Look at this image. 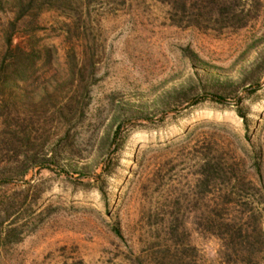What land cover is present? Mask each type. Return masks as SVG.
<instances>
[{"label": "rangeland", "instance_id": "obj_1", "mask_svg": "<svg viewBox=\"0 0 264 264\" xmlns=\"http://www.w3.org/2000/svg\"><path fill=\"white\" fill-rule=\"evenodd\" d=\"M180 1L0 0V68L37 50L0 94V264H247L223 223L264 227V0Z\"/></svg>", "mask_w": 264, "mask_h": 264}, {"label": "trees", "instance_id": "obj_2", "mask_svg": "<svg viewBox=\"0 0 264 264\" xmlns=\"http://www.w3.org/2000/svg\"><path fill=\"white\" fill-rule=\"evenodd\" d=\"M191 0H181L180 4L185 6L187 3L190 4ZM195 6L199 9L201 8V3H204L209 6H214L217 15L223 16L228 14L229 9H226V4L229 3V0H194ZM229 5V4H228ZM230 7V6H229ZM10 36H7V52L10 53L8 63L4 67L0 68V94H3V88L8 86L14 79H19L21 74H26L29 72L33 64L35 54L37 50L29 48L27 51L24 48L19 47L18 45L10 46ZM2 63V62H1ZM21 66V67H20ZM3 71V72H2ZM22 78V77H21ZM24 78V75H23ZM216 100L220 101V97H216ZM4 102H0V108H3ZM3 116V114H0ZM242 118V116H241ZM119 133V127L116 128L114 135L117 137ZM23 171L21 174H25ZM2 180V176H0ZM5 179H3L4 181ZM0 206H2V200L0 201ZM4 204L0 212L2 211L5 218L8 216V208ZM256 220H253V225L250 229L247 226H243L241 223L236 225L230 224L228 227L227 223H223V228L226 233L225 236L228 239L227 243H224L226 246V256H234L238 258L239 261L247 264L255 263L256 257L258 255V247L262 242L264 244V227H260V223H256ZM235 226V227H233ZM6 233L4 232L3 235Z\"/></svg>", "mask_w": 264, "mask_h": 264}]
</instances>
